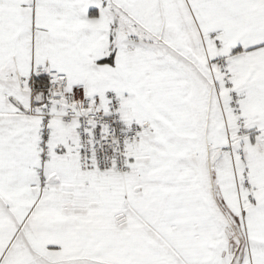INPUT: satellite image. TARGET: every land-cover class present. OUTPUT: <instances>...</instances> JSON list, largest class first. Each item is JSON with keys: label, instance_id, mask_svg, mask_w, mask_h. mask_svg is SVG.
<instances>
[{"label": "snow or ice", "instance_id": "6c2138e0", "mask_svg": "<svg viewBox=\"0 0 264 264\" xmlns=\"http://www.w3.org/2000/svg\"><path fill=\"white\" fill-rule=\"evenodd\" d=\"M0 264H264V0H0Z\"/></svg>", "mask_w": 264, "mask_h": 264}]
</instances>
